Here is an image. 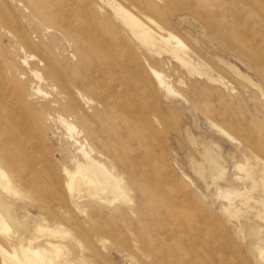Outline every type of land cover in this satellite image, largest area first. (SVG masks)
Here are the masks:
<instances>
[{
  "label": "rangeland",
  "instance_id": "374dc122",
  "mask_svg": "<svg viewBox=\"0 0 264 264\" xmlns=\"http://www.w3.org/2000/svg\"><path fill=\"white\" fill-rule=\"evenodd\" d=\"M117 3L158 40L180 37V58L168 45H146ZM0 7V19L17 22L35 46H23L0 20V167L12 179H0V212L12 227L0 224V251L18 257L0 252V264H27L23 249L40 250L47 264H264V0H0ZM207 152L219 169L210 170ZM96 162L108 184L91 169L78 172ZM68 169L76 173L71 190Z\"/></svg>",
  "mask_w": 264,
  "mask_h": 264
},
{
  "label": "bare ground",
  "instance_id": "6f19581e",
  "mask_svg": "<svg viewBox=\"0 0 264 264\" xmlns=\"http://www.w3.org/2000/svg\"><path fill=\"white\" fill-rule=\"evenodd\" d=\"M85 1H88V0H85ZM97 1V0H96ZM181 1V0H180ZM80 2H81V0H80ZM99 2V1H98ZM135 2V1H134ZM169 2V1H168ZM123 3V2H122ZM182 3V2H181ZM184 3V2H183ZM182 3V4H183ZM243 3V2H242ZM184 4H186V2L184 3ZM26 5H27V3H26ZM66 5V4H65ZM188 5H190V4H188ZM188 5H186V6H188ZM243 5L245 6V4L243 3ZM28 7L30 6V5H27ZM61 6V5H60ZM82 6V5H81ZM113 6V8H114V10H115V12L118 14V16L127 24V26H129L131 29H132V31L134 32V34L136 35V36H138L142 41H144L145 42V44L146 45H149V46H152V47H154L155 49H157L158 48V44H160V43H162V44H165V46L166 45H168V46H170V49H171V51H173V53L176 55V57L177 58H180V51L181 50H183L184 49V47H185V44L183 43V41L181 40V38L180 37H178V36H176V35H173V34H170V36L169 37H161L160 38V40H158L157 38H156V35L152 32V30L150 29L151 27H149V25H146L142 20H140L134 13H132L130 10H128V9H126L125 7H123L120 3H117V4H113L112 5ZM247 6H248V4H247ZM246 6V7H247ZM42 7V6H41ZM184 7V6H183ZM1 8V7H0ZM185 8V7H184ZM189 8V7H188ZM29 9H31L30 7H29ZM49 9V8H48ZM52 9V8H51ZM55 10H57V9H55ZM95 10V9H94ZM147 10V9H146ZM79 11V10H78ZM81 11V10H80ZM2 12H4V11H2ZM14 12V11H13ZM57 12L58 11H56V14H57ZM66 12H67V10H66ZM70 12V11H69ZM95 12V11H94ZM151 12V11H150ZM192 12V11H191ZM194 12V11H193ZM196 13V12H195ZM5 14V13H4ZM77 14V13H76ZM80 14V13H79ZM199 14V13H198ZM60 15V14H59ZM82 15V14H81ZM154 15V14H153ZM60 16H63V15H60ZM159 16V15H158ZM198 16H200V15H198ZM15 17V16H14ZM68 17H70V16H68ZM74 17V16H73ZM10 18V17H9ZM62 18V17H61ZM65 18V17H64ZM216 19V18H215ZM2 22V27L8 32V33H10L13 37H15V36H17L16 38H20V41H21V43H22V45L23 46H25V47H27V48H31V49H33V47H35L34 45H33V40H31L29 37V34H28V36L26 35V34H24V32L22 33L21 31H19L18 29V26H17V28H16V26H14L15 24H13V23H9L8 22V19L7 18H4V17H2L1 16V19H0ZM65 21V20H64ZM67 21H68V18H67ZM148 21H151V23H153L154 21L152 20V19H150V20H148ZM70 22V21H69ZM71 23V22H70ZM89 23V21L87 22V20H85V22H83L82 21V24L84 25H82L84 28L85 27H87L88 25H90V23ZM150 23V22H149ZM47 24H49L48 23V21H47ZM17 25V24H16ZM40 25V24H39ZM87 25V26H86ZM81 26V27H82ZM78 27V26H77ZM76 27V28H77ZM88 27H91V25L90 26H88ZM246 30H248V29H246ZM91 31V30H90ZM220 31V30H219ZM242 32V31H241ZM27 33V32H26ZM94 35H96V34H94ZM225 36V35H224ZM253 36V35H252ZM97 37V36H96ZM227 37V36H226ZM112 38V37H111ZM120 38V37H119ZM171 39H174L175 41H176V44H173L172 43V41H171ZM184 39V38H183ZM129 41V40H128ZM186 41V40H185ZM246 41V40H245ZM239 42V41H238ZM243 42V41H242ZM34 43H37L36 41L34 42ZM105 43V42H104ZM121 44L123 43V42H120ZM129 43V42H128ZM234 43V42H233ZM124 44V43H123ZM130 44V43H129ZM250 44V43H249ZM104 46V45H103ZM126 46V45H125ZM167 46V47H168ZM238 46V45H237ZM250 46V45H249ZM25 47H23V48H25ZM239 47V46H238ZM240 47H241V45H240ZM252 47V44H251V46H250V48ZM109 50H111V48L109 49ZM35 51V50H34ZM104 51V50H103ZM106 51V53H107V51H108V49L107 50H105ZM104 51V52H105ZM115 51H120L119 49H117L116 48V50ZM127 51V50H126ZM245 51H246V49H245ZM38 52V51H37ZM40 52V51H39ZM128 52V51H127ZM126 52V53H127ZM41 53H42V51H41ZM105 53V55L107 56V54ZM120 53V55H122V51L121 52H119ZM37 54H39V53H37ZM53 54V53H52ZM114 55H116L115 53H113ZM117 55H119V54H117ZM117 55H116V57H117ZM125 55H127V54H125ZM43 56V55H42ZM111 56V55H110ZM128 56H130V54H128ZM128 56H124V57H126V58H128ZM256 56H258V55H256ZM45 57V56H44ZM48 57V56H47ZM121 57V56H120ZM118 58H119V56H118ZM132 58V57H131ZM45 59V58H44ZM48 61H50V57H48ZM111 59V58H110ZM119 59H121V58H119ZM62 60V59H61ZM108 60H109V57H108ZM124 60V59H123ZM121 61V60H120ZM140 61V60H139ZM257 61V60H256ZM61 62V61H60ZM64 62V61H63ZM121 62H123V61H121ZM140 63V62H139ZM34 64V63H33ZM63 64V63H62ZM101 64V63H100ZM114 64V63H113ZM122 64V63H121ZM260 64V63H259ZM55 65V64H54ZM126 65H129V63L128 64H126ZM61 66V65H60ZM229 66V65H228ZM62 67V66H61ZM128 67V66H127ZM131 67V64L129 65V68ZM230 68V67H229ZM136 69V68H135ZM233 69L236 71V72H238L240 75H243L244 76V73L238 68V67H236V66H233ZM232 70V69H231ZM56 71V70H55ZM62 71H65V70H62ZM152 71V73H153V75H154V77H156V78H158L159 80H160V82L162 83V84H164L165 83V81H164V79H163V77H162V74H161V72L160 71H158V70H155V69H152L151 70ZM235 71H233V72H235ZM138 72V71H137ZM60 73V72H59ZM47 74V73H46ZM56 74H57V71H56ZM63 74V73H62ZM235 75H238V74H235ZM62 76V75H61ZM65 76V75H64ZM63 77V76H62ZM143 77V76H142ZM239 77V76H238ZM247 77V76H246ZM63 78H61V80H62ZM145 79V78H144ZM58 81V80H57ZM252 83V82H251ZM105 85H106V83H104ZM144 84V83H143ZM4 85H6V84H4ZM17 85V84H16ZM104 85V86H105ZM109 85H111V83L109 84ZM151 85V84H150ZM20 86V85H19ZM144 86V85H143ZM142 86V87H143ZM152 86V85H151ZM163 86V85H162ZM3 87V86H2ZM17 87V86H16ZM105 87H107V86H105ZM141 87V88H142ZM147 87H149V86H147ZM168 87V86H167ZM255 87H257L258 88V86H255ZM18 88V87H17ZM63 88V87H62ZM82 88V87H81ZM3 89V88H2ZM1 89V90H2ZM18 89H21V88H18ZM113 89V88H112ZM167 90H168V88H166ZM64 90V89H63ZM116 90V89H115ZM170 90V89H169ZM168 90V91H169ZM3 91V90H2ZM4 91H5V89H4ZM7 91V90H6ZM5 91V92H6ZM153 91V90H152ZM4 92V93H5ZM63 92H65V91H63ZM119 92H121V91H119ZM154 92V91H153ZM1 93V92H0ZM19 93H21V92H19ZM100 93V92H99ZM122 93V92H121ZM147 93V92H146ZM169 93V92H168ZM171 93V92H170ZM6 94V93H5ZM13 94V93H12ZM155 94V93H154ZM264 94V93H263ZM262 94V95H263ZM73 95V94H72ZM118 95V94H117ZM152 95V94H151ZM19 96H22L23 97V95L21 94V95H19ZM153 96V95H152ZM204 96V95H203ZM4 97V96H3ZM14 97V96H13ZM12 97V98H13ZM10 98V97H9ZM11 98V99H12ZM146 98V97H145ZM148 98V97H147ZM134 99V98H133ZM23 100H25V99H23ZM149 100V99H148ZM151 100H152V98H151ZM151 100H149V102L151 101ZM26 101V100H25ZM14 103V102H13ZM23 103V106H24V102H22ZM151 103H152V101H151ZM164 103V102H163ZM5 105V104H4ZM7 105V104H6ZM131 105H133V104H131ZM147 105V104H146ZM149 105V104H148ZM156 105H157V103H156ZM18 106V105H17ZM20 106H21V104H20ZM126 106V105H125ZM135 106V105H134ZM27 107V106H26ZM30 107V106H29ZM29 107H27V109L29 108ZM127 107V106H126ZM129 107V106H128ZM23 108V107H22ZM7 109H9L8 107H7ZM144 109H146V107L144 108ZM24 111V110H23ZM75 111V110H74ZM130 111V110H129ZM132 111V110H131ZM136 111V110H135ZM168 111H170V110H168ZM22 112V111H21ZM158 112H160V111H158ZM14 113H16V112H14ZM77 113V112H76ZM134 113V112H133ZM137 113V112H136ZM4 114H6V113H4ZM21 114H23V113H21ZM162 114H163V111H162ZM8 115V114H7ZM17 115V113L16 114H14V116H16ZM79 115V114H78ZM8 116H12L11 115V113H9V115ZM14 116H12L13 118H14ZM24 116V115H23ZM78 117V116H77ZM150 117V116H149ZM11 118V117H10ZM19 118V117H18ZM30 118L32 119V116H30ZM152 118V117H151ZM19 119H22V116L19 118ZM153 120V119H152ZM6 121V120H5ZM17 121V120H16ZM19 121V120H18ZM21 121H23V120H21ZM21 121H19L20 123H21ZM154 121V120H153ZM32 122V121H31ZM35 122V121H34ZM33 122V123H34ZM91 122V121H90ZM169 122H170V120H169ZM18 123V122H17ZM19 123V124H20ZM152 123H154V122H152ZM152 123H150V124H152ZM67 125H68V127H69V129L70 130H72L73 129V124H70V123H67ZM138 125V124H137ZM143 125V124H142ZM142 125H140L141 127H142ZM154 125V124H153ZM234 125V124H233ZM7 126V125H6ZM35 126H36V123H35ZM149 126V125H148ZM172 126L174 127V125H173V123H172ZM225 126V125H224ZM14 127V126H13ZM37 127V126H36ZM150 127V126H149ZM177 127V126H176ZM214 127H216V126H214ZM117 128H119V127H117ZM145 128H147V127H144V128H142V129H144L145 130ZM171 128V127H170ZM13 129V128H12ZM128 129V128H127ZM152 129V131L154 130V129H156L157 130V132H160L161 130H159L158 131V129H157V125H156V128H151ZM38 131H40L39 129H37ZM141 130V129H140ZM143 130V131H144ZM15 131V130H14ZM20 131V130H19ZM148 131V130H147ZM147 131H144L143 133H145V132H147ZM164 131V130H163ZM30 132V131H29ZM142 132V131H141ZM155 133H156V131H154ZM221 132H225L227 135H229L225 130H222L221 129ZM12 133H13V131H12ZM16 133H17V131H16ZM39 133V132H38ZM237 133V132H236ZM252 133H254V132H252ZM9 134L11 135V133L9 132ZM152 134V133H151ZM7 135H8V133H7ZM17 135V134H16ZM28 135V134H27ZM92 135V134H91ZM90 135V136H91ZM156 135V134H155ZM12 136H13V134H12ZM134 136H135V134H134ZM148 136L150 137V135L148 134ZM14 137V136H13ZM229 137H230V135H229ZM15 138V137H14ZM19 138H20V136H19ZM91 138H92V136H91ZM159 138H161L160 136H159ZM181 139H183L182 137H181ZM233 139V138H232ZM21 140V139H20ZM24 140V139H23ZM26 140V139H25ZM38 140H40V139H38ZM42 140V139H41ZM44 140V139H43ZM243 140V139H242ZM45 141V140H44ZM105 141V140H104ZM107 141V140H106ZM110 141V140H109ZM154 141H155V139H154ZM253 141V140H252ZM15 142V141H14ZM26 142V141H25ZM39 142V141H38ZM102 142V141H101ZM158 142V141H157ZM156 141H155V143H157ZM245 142V141H244ZM1 143L3 144V142L1 141ZM17 143V142H16ZM165 143V142H164ZM248 143V142H247ZM256 143V142H255ZM261 144H263L262 142H260ZM42 144V143H41ZM41 144H37V146H39V149H41V147H42V145ZM45 144V143H44ZM103 144H104V142H103ZM159 144H160V142H159ZM16 145V144H15ZM14 145V146H15ZM28 145V144H27ZM113 146H114V144H112ZM115 145H118V144H115ZM251 145V144H250ZM1 146V145H0ZM17 146V145H16ZM43 146H45V145H43ZM112 146V147H113ZM124 146V145H123ZM162 146V145H161ZM29 147H31V146H29ZM36 147V146H35ZM106 147V146H105ZM125 147V146H124ZM167 147V146H166ZM15 148V147H14ZM34 148V147H33ZM37 148V147H36ZM162 148V147H161ZM258 148V147H257ZM29 149V148H28ZM35 149V148H34ZM43 149H44V147H43ZM108 149V148H107ZM114 149V148H113ZM112 149V150H113ZM116 149V148H115ZM114 149V150H115ZM119 149H120V147H119ZM194 149V148H193ZM27 150V149H26ZM31 150V149H30ZM162 150H165V148H163ZM167 150H168V148H167ZM172 150V149H171ZM205 150V149H204ZM207 150V149H206ZM44 151V150H43ZM116 151V150H115ZM166 151V150H165ZM207 151H209V150H207ZM260 151V150H259ZM3 151H1V153H2ZM129 152V151H128ZM134 152V151H133ZM262 152V151H261ZM0 153V154H1ZM5 153V152H4ZM23 153V152H22ZM163 153V152H162ZM14 154H16V153H14ZM24 154V153H23ZM46 154H47V152H46ZM127 154V153H126ZM145 154V153H144ZM262 154H263V152H262ZM38 155V157L39 156H41V155H39V154H37ZM84 155L85 156H87V153H85L84 152ZM137 155H138V153H137ZM147 155V154H146ZM168 155V154H167ZM167 155L166 154H164V156L165 157H167ZM215 154L213 153V155H212V153H210V152H207L205 155H204V159H205V162L206 163H208V166H209V168H210V170H214V169H217L218 167H219V164H218V161H217V158H216V155L214 156ZM10 156V155H9ZM14 155H12V157H13ZM17 156V155H16ZM127 156H129V154L127 155ZM15 157V156H14ZM13 157V158H14ZM42 157H44L43 155L40 157L41 159H42ZM138 157H140V156H138ZM191 157V156H190ZM30 158H31V156H30ZM46 158V157H45ZM44 158V159H45ZM49 158V157H48ZM135 158V157H134ZM202 158V159H203ZM40 159V160H41ZM135 159H137V156H136V158ZM190 159V158H189ZM36 160V159H35ZM128 161L130 160V157H128V159H127ZM246 160V159H245ZM45 161V160H44ZM139 161V160H138ZM190 161V160H189ZM22 162V161H21ZM26 162H28V160L26 161ZM40 163H42V162H40ZM142 163H144V162H142ZM166 163H168V162H166ZM191 163V162H190ZM246 163H247V161H246ZM51 164V163H50ZM56 164V163H55ZM199 164H201V162L199 163ZM221 164V163H220ZM192 165V164H191ZM196 165V164H195ZM202 165V164H201ZM221 165H223V164H221ZM52 166V165H51ZM83 166V165H82ZM85 167H78V172H82L83 170L84 171H87V169H91L94 173H96L97 175V177H98V179L100 180V182L102 183V184H108L109 183V177H108V171L100 164V163H95V164H92V165H89V166H86V165H84ZM224 166V165H223ZM49 167V166H48ZM53 167V166H52ZM125 167V166H124ZM85 168V169H84ZM191 168V167H190ZM199 168H201V167H199ZM203 168V167H202ZM224 168V167H223ZM242 168V167H241ZM240 167L238 168L239 170L241 169ZM245 168V167H244ZM204 169V168H203ZM219 169V168H218ZM221 169V168H220ZM43 170V169H42ZM58 170H59V168H58ZM191 170H193V169H191ZM198 170V169H197ZM196 170V171H197ZM200 170V169H199ZM17 171V170H16ZM46 171H49V170H46ZM68 171V173L69 174H71V180H70V183H68V188H70V190H71V188H73L74 187V180H75V175H76V173H73L71 170H67ZM206 171V170H205ZM218 171V170H217ZM243 171H244V169H243ZM43 172H44V170H43ZM50 172H52V171H50ZM139 172V171H138ZM194 172V171H193ZM219 172V171H218ZM218 172H216V173H218ZM240 172H242V170H240ZM245 172V171H244ZM19 172H17V174H18ZM131 173V172H130ZM214 173V172H213ZM45 174V172L43 173V175ZM135 174V173H134ZM220 174V173H219ZM247 174V173H246ZM261 174H262V177H261V179H262V181H263V183H262V187H263V190H264V166H263V168L261 169ZM46 175V174H45ZM44 175V176H45ZM141 175V174H140ZM144 175V174H143ZM197 175V174H196ZM202 175H205V174H202ZM54 176V175H53ZM33 177V176H32ZM55 177V176H54ZM57 177V176H56ZM144 177V176H143ZM214 177V176H213ZM20 178V177H19ZM53 178V177H52ZM51 178V179H52ZM147 178V177H146ZM247 178H248V176L247 177H245V179L247 180ZM0 179H2V180H4L5 181V183L7 184V185H10V184H12V179H11V177L7 174V172L3 169V168H1L0 167ZM50 179V180H51ZM59 179V178H58ZM81 179H83V181L86 183V185L87 184H90L93 180L89 177V176H81ZM249 179H250V177H249ZM40 180V179H39ZM45 180V179H44ZM49 180V179H48ZM202 180V179H201ZM214 180H216V179H214ZM37 181H38V179H37ZM203 181V180H202ZM253 181V180H252ZM34 182V181H33ZM56 182H58L57 180H56ZM254 182H256V180L254 179ZM59 183V182H58ZM48 184V183H47ZM84 184V183H83ZM82 184V185H83ZM92 184V183H91ZM46 186V185H45ZM61 186V185H60ZM165 186V185H164ZM182 186V185H181ZM161 187V186H160ZM7 191H10V189H9V186H5L4 187ZM34 188V187H33ZM62 188V187H61ZM182 188V187H181ZM45 189V188H44ZM47 189V188H46ZM63 189V188H62ZM161 189V188H160ZM165 189H167V188H165ZM183 190V189H182ZM63 191H64V189H63ZM175 191V190H174ZM27 192H30V191H27ZM166 192V191H165ZM176 192V191H175ZM182 192V191H181ZM81 193V192H80ZM238 193V192H237ZM31 194H33V192L31 193ZM177 194V193H176ZM175 194V195H176ZM230 195L231 194H227L226 195V197L227 196H229L228 197V199H230ZM34 196V195H33ZM38 196V195H37ZM67 196V195H66ZM180 197V196H179ZM182 197V196H181ZM185 198V197H184ZM40 199V198H39ZM67 200V199H66ZM253 200V199H252ZM57 201V200H56ZM255 201V200H254ZM176 203H178V202H176ZM263 203H264V198H263ZM67 205V204H66ZM193 205V204H192ZM154 206V205H153ZM183 206V205H182ZM206 206V205H205ZM187 207V206H186ZM154 208H156V206L154 207ZM200 208V207H199ZM167 210H168V208H167ZM203 211V210H202ZM204 213V212H203ZM210 213V212H209ZM204 214H206V213H204ZM40 215V214H39ZM209 215V214H208ZM211 215H213V214H210V216ZM194 216V215H193ZM201 216V215H200ZM204 217V216H203ZM218 218V217H217ZM70 219H71V217H70ZM210 219H212V218H210ZM219 219V218H218ZM74 220V219H73ZM209 220V219H208ZM181 222V221H180ZM208 222H211V221H208ZM213 222V221H212ZM80 223V222H79ZM0 224H1V230L2 231H4V232H11L12 231V227L10 226V224L7 222V220L3 217V215L1 214V212H0ZM81 225V224H80ZM215 225V224H214ZM214 225H213V227H214ZM101 227V226H100ZM202 227H205V226H202ZM79 228H80V226H79ZM104 228V227H103ZM221 228V227H220ZM224 228V227H223ZM98 228H96V230H97ZM201 230H202V228H200ZM217 229V228H216ZM95 230V231H96ZM102 231H105V229L104 230H102ZM107 231V230H106ZM198 231V230H197ZM210 231V230H209ZM213 231V230H212ZM221 231H222V229H221ZM49 232V231H48ZM199 232V231H198ZM41 233V232H40ZM44 233V232H43ZM100 233V235H101V232H99ZM103 233V232H102ZM227 233V232H226ZM8 234V233H7ZM64 234H65V232H64ZM84 234H85V232H84ZM195 234V233H194ZM198 234V233H197ZM196 234V235H197ZM210 234V233H209ZM208 234V235H209ZM212 235H213V233H211ZM210 234V235H211ZM224 234V233H223ZM105 235V234H104ZM108 235V234H107ZM199 235H201L200 233H199ZM216 235V234H215ZM228 235V234H227ZM86 236V235H85ZM88 236V235H87ZM86 236V237H87ZM189 237V236H188ZM197 237H200V236H197ZM212 238H213V236H211ZM179 238V237H178ZM217 238V237H216ZM188 239H190V238H188ZM193 239V238H192ZM196 239H198V238H196ZM196 239H195V241H196ZM223 240V238H220V240ZM180 240V239H179ZM192 241H194V239L192 240ZM208 241V240H207ZM116 242H118L117 240H116ZM120 242V241H119ZM213 244V243H212ZM123 245V244H122ZM216 245V244H215ZM220 245H222V244H220ZM226 245L227 246H229L227 243H226ZM190 246V245H189ZM1 247V246H0ZM81 247V246H80ZM126 247H127V245H126ZM173 247V246H172ZM11 248V247H10ZM188 249H190L189 247H187ZM228 248H230V247H228ZM237 248V247H236ZM229 250H231V249H229ZM236 250V249H235ZM238 250H236V252H237ZM0 252H2V253H4V255H8V257L9 258H13V257H16V255H12V254H10L6 249H4L3 247L1 248V251ZM135 252H137L136 250H135ZM261 252H263V250L261 251ZM239 253V252H238ZM22 254H23V256L22 257H24L25 258V260H26V263L27 264H47V261H46V259H45V257H44V255L41 253V251L40 250H30V249H23L22 250ZM234 254V253H233ZM138 255V254H137ZM236 255V254H235ZM217 256V255H216ZM219 256V255H218ZM241 256V254L239 255V257ZM7 257V256H6ZM164 257H165V255H164ZM238 257V259L240 260L241 258H239ZM12 258H11V260H12ZM16 258H18V257H16ZM8 259V258H7ZM14 259V258H13ZM220 259V258H219ZM17 261H18V259H16ZM164 260V259H163ZM190 260V259H189ZM222 260V259H221ZM238 260V261H239ZM13 261V260H12ZM15 261V260H14ZM17 261H15V262H17ZM223 261V260H222ZM104 262V261H103ZM193 262V261H192ZM239 262H241V261H239ZM49 264H51V263H49ZM231 264V263H230Z\"/></svg>",
  "mask_w": 264,
  "mask_h": 264
}]
</instances>
